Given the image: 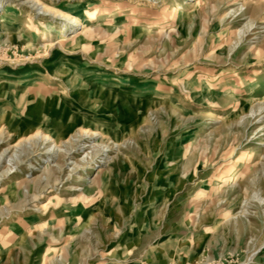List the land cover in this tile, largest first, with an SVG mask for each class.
<instances>
[{"label": "rangeland", "instance_id": "rangeland-1", "mask_svg": "<svg viewBox=\"0 0 264 264\" xmlns=\"http://www.w3.org/2000/svg\"><path fill=\"white\" fill-rule=\"evenodd\" d=\"M40 1L99 10L0 8V264H264V0Z\"/></svg>", "mask_w": 264, "mask_h": 264}, {"label": "bare ground", "instance_id": "bare-ground-1", "mask_svg": "<svg viewBox=\"0 0 264 264\" xmlns=\"http://www.w3.org/2000/svg\"><path fill=\"white\" fill-rule=\"evenodd\" d=\"M4 1L5 0H0V8H1V6H7V4L4 3ZM29 2H34L36 5H39L40 8H42L43 13L58 15L59 18L64 22V24L62 25V27H57L56 25H50V26H48V28H47L46 31L40 33L43 38L58 37V38L61 39L60 40L61 43H64L67 40L68 37H65V34L67 32L69 33V31L71 30V27L73 25L78 24V22H79V19L78 18H81L82 16H86L89 19V21L90 20H94L96 18L95 17L96 11L99 10V8L96 6L93 9H91L92 11H90L89 9H88V11L87 10H78L76 12V15L75 16H71L67 12H63V11L62 12L61 11L60 12H57L55 10H52V9L48 8L40 0H29ZM82 26H84V25H82ZM149 30L150 29H146V31H148V32H149ZM151 30H153V29H151ZM153 31H150V32H153ZM81 35H82V31L80 33H78L77 35H75L74 36V39H76L77 37H79ZM15 78L19 81L20 84H22V85H28L31 82H33L35 79H37L38 78V75L33 71V72H30V73L25 74V75L17 76ZM214 119H215V115L212 114L211 115V120H214ZM92 135L93 136H97L99 134L98 133H93ZM47 139H49V138H47ZM57 151H58V149H57ZM6 153H7V151H5V153H3V155L6 156ZM105 163H107V160H104V158H99V159H96L95 160V164L97 166L102 165V164H105Z\"/></svg>", "mask_w": 264, "mask_h": 264}]
</instances>
